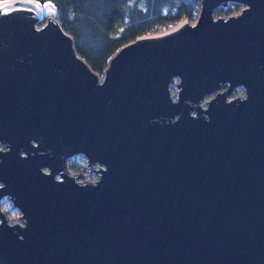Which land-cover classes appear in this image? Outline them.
<instances>
[{
    "label": "water",
    "instance_id": "1",
    "mask_svg": "<svg viewBox=\"0 0 264 264\" xmlns=\"http://www.w3.org/2000/svg\"><path fill=\"white\" fill-rule=\"evenodd\" d=\"M0 145V264H264V0H199L100 73L52 2L0 0Z\"/></svg>",
    "mask_w": 264,
    "mask_h": 264
},
{
    "label": "trees",
    "instance_id": "2",
    "mask_svg": "<svg viewBox=\"0 0 264 264\" xmlns=\"http://www.w3.org/2000/svg\"><path fill=\"white\" fill-rule=\"evenodd\" d=\"M39 1L52 2L60 25L72 36L76 51L96 71L102 70L109 55L124 42L158 24L190 15L199 5V0ZM70 166L77 167L75 158Z\"/></svg>",
    "mask_w": 264,
    "mask_h": 264
},
{
    "label": "rangeland",
    "instance_id": "3",
    "mask_svg": "<svg viewBox=\"0 0 264 264\" xmlns=\"http://www.w3.org/2000/svg\"><path fill=\"white\" fill-rule=\"evenodd\" d=\"M243 6L244 5L242 4H239V6H235L231 3H228L224 7H216L213 10V17L216 18L217 16H222L226 18L227 16L231 14H237ZM198 10H199V5L196 8V10L192 12L190 15H183L178 20L172 21L169 23L158 24L150 28L149 30H147L144 34L145 35H155V34L167 32L169 30L174 29L175 27L178 26L179 23H182V22H188V23L193 24L196 21ZM97 72L100 73L101 71H97ZM170 93L172 97L175 98L176 88L174 85V81L171 82L170 84ZM243 95H244V88L241 86H238V87H235L234 90L227 95V98H232L234 96H243ZM208 97L209 96H206L205 98L207 99ZM201 104L202 106H205L203 102H201ZM0 148H2L1 145H0ZM73 158H75V161L77 163V167L75 168L70 166V161ZM67 164H68L70 171L82 173V176L78 178V180L81 182H85L87 180L94 181L99 176V172H98L99 165L95 164L93 167L86 166L85 158L81 154H77V155H74L68 158ZM0 209L5 213L8 223L21 222L19 218L20 217L19 210L12 205L11 201L9 200L7 196H3L0 199Z\"/></svg>",
    "mask_w": 264,
    "mask_h": 264
},
{
    "label": "bare ground",
    "instance_id": "4",
    "mask_svg": "<svg viewBox=\"0 0 264 264\" xmlns=\"http://www.w3.org/2000/svg\"><path fill=\"white\" fill-rule=\"evenodd\" d=\"M179 24H181V23H179Z\"/></svg>",
    "mask_w": 264,
    "mask_h": 264
}]
</instances>
